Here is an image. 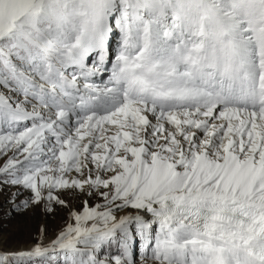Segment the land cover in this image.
I'll return each instance as SVG.
<instances>
[{
	"label": "snow or ice",
	"instance_id": "6c2138e0",
	"mask_svg": "<svg viewBox=\"0 0 264 264\" xmlns=\"http://www.w3.org/2000/svg\"><path fill=\"white\" fill-rule=\"evenodd\" d=\"M0 264H264V0H0Z\"/></svg>",
	"mask_w": 264,
	"mask_h": 264
},
{
	"label": "rangeland",
	"instance_id": "374dc122",
	"mask_svg": "<svg viewBox=\"0 0 264 264\" xmlns=\"http://www.w3.org/2000/svg\"><path fill=\"white\" fill-rule=\"evenodd\" d=\"M6 197L0 194V236L6 239L11 248L26 247L31 243L36 228L41 223H46L48 237L54 236L55 231L62 225L66 213H59L55 218L45 220L38 211L36 213L26 212L23 215L12 213L11 218H6L4 213L9 205L5 204Z\"/></svg>",
	"mask_w": 264,
	"mask_h": 264
}]
</instances>
